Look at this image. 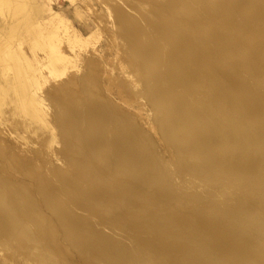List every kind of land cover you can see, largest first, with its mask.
I'll return each mask as SVG.
<instances>
[{
    "label": "bare ground",
    "instance_id": "obj_1",
    "mask_svg": "<svg viewBox=\"0 0 264 264\" xmlns=\"http://www.w3.org/2000/svg\"><path fill=\"white\" fill-rule=\"evenodd\" d=\"M203 2L164 0L152 7L158 24L141 17L143 25L135 17L126 18L129 15H122L117 23V28L127 31L122 38L127 49L124 60L144 86L171 159L160 158L153 142L148 143L151 139L137 133L132 120L109 110V101L85 77L81 90L88 104L80 117L82 129L73 135L77 145L67 157L66 170H50L61 196L50 189L55 181L48 185L47 177L35 176V194L49 216L20 177L18 182L13 174L16 183L0 176V246L4 250H13L14 243L19 251L27 248L31 254L26 261L34 264H60L59 258L72 256V250L89 264H155L158 249L161 264H264V77L252 67L264 64V42L259 24L244 20L258 19L264 0H216L209 1L207 8ZM41 10L37 0H0V127L25 142L29 133L37 136L33 137L39 141L33 150L36 155L57 141L47 118L49 99L41 92L48 80L41 69L60 76L69 63L76 66L59 50L58 33L45 30ZM65 35L70 49L81 47L79 36ZM241 36L245 39L240 40ZM72 115L73 121L80 116L74 120ZM12 161L5 164L11 170ZM193 178L201 183L195 184ZM212 183L218 189L215 193L207 191ZM249 187L255 189L252 206L243 199ZM70 206L88 214L96 207L104 214L115 211L108 218L117 217L114 223L104 220L109 215L97 220L112 226L126 241L93 229ZM151 207L154 210H148ZM57 229L62 242L56 238ZM137 232L147 233V240L135 239Z\"/></svg>",
    "mask_w": 264,
    "mask_h": 264
},
{
    "label": "rangeland",
    "instance_id": "obj_2",
    "mask_svg": "<svg viewBox=\"0 0 264 264\" xmlns=\"http://www.w3.org/2000/svg\"><path fill=\"white\" fill-rule=\"evenodd\" d=\"M209 1H210V4L212 2H214V3L216 2V0H213V1L212 0H205V2H203L204 7L207 8L210 6ZM37 2L42 9L39 16H40L41 22L43 23V25L45 27V30L46 31L52 30L55 33L56 32L58 33L57 35L60 36V41H59V43L57 42L59 50H61L63 53H65L66 55L71 57L73 60H75V61H73V63H75L76 66H73L69 63L70 64V65L68 64L69 66L66 65L65 73H63L60 76H51L48 73V69L45 67H42V69H41L42 75L48 79L46 82H44L42 84L41 92L45 98L47 97L46 100L49 99L48 101H46V102L50 103V104H48L49 109H48L47 118L49 117L48 120H49L50 124L54 127V135H55L57 141L52 142L51 145H48V146H45L44 148H41V150L43 152L40 155H36L33 152V150L39 146L38 139L37 140L34 139V138H37V136H34L32 133H29V135H27L29 137V140L27 142H25L22 139H17L14 134H12V133L9 134V133H7V131H4V129L2 130L0 127V129H1V131H0V163L5 165V164H8L9 162L11 163V161L14 158H16V159H14L15 161H12V162H13V166H15L13 169L17 168L16 169L17 172L14 170V172H15L14 173L13 169L11 170L10 168H7L9 165H12V163L11 164L9 163V165H5V167L3 166L4 171H2L3 168H1L2 165L0 164V168H1L0 169V176H2V178H4V179L8 178L11 181L13 180V182L15 181V177H17L16 180L18 182H19V179L21 178V180H22V181H20L21 183L25 182L23 184H25L27 187L31 186L29 188L33 189L32 191H33L35 197L37 198V200L39 199L38 203L42 206V207L39 206V208L41 207L40 210L42 209V212L44 214L46 213V215L49 216V214H50L49 211L46 210L45 207H43L39 196L37 194H35L36 193V191H34V187H35L34 185H35V180H36L35 176L38 177L39 176L38 174H40L43 177V179H45L47 177L46 183H48V185L49 184L51 185V181L53 183L56 180V178H53L54 176H51L52 174H50V172L56 168H59L62 170H66L68 168L69 164H68L67 159L69 160V158H67V157H70L73 154L72 153L74 150L72 148L73 145H74V148L77 145V143L74 142L75 141L74 137H75L76 133L81 131V129H82L81 128L82 127V120H81L82 118H80V117H82V114L84 113V111H82V110L87 108V105H86L87 102L85 100L86 96H85L83 90H81L82 81H84L85 79L86 80L88 79V81H90L91 84H96V86L95 85L94 86L96 87V90H98L101 93L102 97H105V99H106V100L104 99L105 102L108 103L107 101H109L110 104L109 103H108L109 105L107 104V106H110V108L107 107L109 110L114 112V114L116 112L118 114V115L116 114L117 116L122 117L125 120H128V121L132 120V122H134L133 120H135V122L134 123L131 122V124H132V126L134 124L133 128H135L136 130L138 127V132L135 129L134 130L137 133H139L142 137L145 138L148 136L147 137L148 140L151 139L150 142H148V140H147V142L149 144H151V142H153L151 144V146H153V148H154L153 150H155V153L160 158H162L164 160H168V161L171 159V156H170V155H172V154H170L171 151H169V148L166 147L165 146L166 144L163 143V140H161V136H160L159 130L157 128V123H156V121H154V118H153L152 113H151V108H150L149 102L146 99L145 95L143 94L144 93L143 90H145L144 86L142 84H140V82L138 81V79H139L138 76L133 74L134 72L132 73L131 67H129V64L126 65V63H127L126 59L124 60V58H125L124 53L127 52V49L123 45L122 38L127 34L126 33L127 31L122 29L121 27L117 28V23L125 15L130 16V17L125 16L126 18H134L135 17L139 21L142 20L141 24H143V25L145 24L146 21H149V20L152 23H153V21H155L157 23L158 22L157 19L154 20V18H156V17H155V12L153 14V11H155L153 9V8H155V7H153V5L157 6L159 4H162V3H164V0H37ZM205 4H207V5H205ZM138 6H140V8ZM132 7L134 9L136 8V10L134 11V9ZM195 7L200 10L199 13L204 14L202 12L203 10L198 8V6H195ZM259 7L262 8L261 6H259ZM260 8L258 10H260ZM254 10L255 9H253L252 11H254ZM117 11H118V13H117ZM260 11H261L260 12L261 16H259V18L257 17L258 19H256V18H253V19L252 18H250V19L245 18L244 19L243 17L242 18L251 25H255V26H257L258 24L260 25V27H259V25L257 26L259 28L258 30L261 33L260 40L262 42H264V40H262V39H264V38H262V37H264V36H262V35H264V9H261ZM139 13H141L142 16H140ZM116 14H117V16H116ZM141 17H144L145 22H143L144 20L141 19ZM184 18H186L185 20H187L188 23H190V19L188 20L187 17H184ZM216 20L219 21L220 19L218 18ZM234 20H232L231 22L233 23ZM257 21H260V22H257ZM60 22H63V23L60 24ZM156 23H154V24H156ZM191 23H190V25L192 27L196 26L192 19H191ZM234 24L236 26L237 22L235 23V21H234ZM66 25H67V28H66ZM64 28H66L65 31H64ZM73 31H74V34H73ZM66 32L74 35L75 37H77V39L79 36V40H81V42H82V44L80 45L81 46L80 48H79V46L75 45L76 48L72 47L73 49H70V46H69L68 42L66 41L67 40L66 35H65ZM238 37H240V36H238ZM243 38H244V36L243 37L241 36V39L240 38L239 39L243 40ZM142 45H144V44H142ZM119 46L121 47V49ZM75 51L79 52V53H77L78 55H76V57L78 56L77 58H74L75 57V55H74ZM39 52L41 53V51H39ZM204 52L207 53V50L206 51L204 50ZM250 52H254V49H251ZM122 53H123V55H122ZM236 61H237V58L235 59V62ZM125 65L128 66L129 68L126 67ZM236 65L237 64H235V66ZM259 66L257 67L255 65H253L252 67L254 70H257L256 68H258L260 70V73H259V70H257L258 71L257 74H261V77H264V76H262V75H264V74H262V72H264V67H261V66H264V64H262V65L260 64ZM127 68H128V70H127ZM238 69L239 70L241 69L240 65H237L235 67V70H237V72H240L241 70L238 71ZM130 74H131L132 78H131ZM133 76H135V77H133ZM133 78H134V80H133ZM262 79H264V78H262ZM134 83L137 84V86H135ZM94 91H95V89H94ZM52 103H53V106L51 105ZM54 108H56V109L58 108V109L56 110ZM59 108H63L64 110L65 109L66 110L64 111L63 109L61 110ZM111 108H113L114 110ZM68 109H69V113H68ZM59 110H61L62 113ZM63 112H65V113L67 112L66 113L67 116ZM56 113H58V115ZM75 113H77L80 116L76 117L78 120L76 119V121H73L72 120L73 119L72 114H74V120H75V115H77ZM69 114L72 116H70ZM57 116L58 117L62 116V119L61 118L58 119ZM65 116H66V118L71 117V119L70 118L64 119ZM57 119H58V122H57ZM63 119L65 121H63ZM79 119L81 120V122H79L80 121ZM59 120H62V121H59ZM63 122L66 126H64ZM71 122L73 124L74 123L75 124L71 126L70 125ZM77 123H78V125H76ZM59 125H61V126H59ZM68 126L72 127V129L70 127L72 132L70 131V129L68 130V128L65 129V127H68ZM77 126H79V127H77ZM67 130H68V132L69 131L70 132L67 133ZM65 132L67 135L64 134ZM141 132H143L144 134ZM31 135H33V136H31ZM68 135H69V137H68ZM73 135H74V137H73ZM67 140H68V143H67ZM70 140H72V141H70ZM31 141L32 142L34 141L33 144ZM66 145L70 146L69 147L70 149L67 148ZM154 145H156V146H154ZM159 147H160V149H159ZM66 150L67 151L71 150L70 151L71 153L66 152ZM67 153H70V155L68 156ZM8 158H10V159L12 158V160H10ZM17 160H18V163L16 162ZM2 162H5V163H2ZM20 162H22V163L24 162L27 164H25V166H24ZM26 165L28 167V170L25 169ZM20 166L21 167L24 166L25 168H21ZM18 168L21 170H19ZM23 169L28 171L27 175L29 177L31 175L32 176V177H30L31 179L28 176L25 177L26 175H23V173L25 174L27 172ZM5 170L6 171L8 170V172H10V173L13 172L12 175L10 173H7V172L6 173L8 175L6 173H4ZM19 171H21V172H19ZM29 171L32 172V174L29 173ZM51 173H53V172H51ZM13 174L15 177L13 176ZM33 174H34V176H33ZM180 175L181 174L178 175L179 178L181 177ZM11 176H12V178H9ZM179 178H177V179H179ZM53 179H55V180H53ZM193 179L195 181V184L201 183L200 179H197V178H193ZM18 182H16V183H18ZM30 183L32 185L33 184L34 185L32 186ZM58 184L59 183L55 181L53 183L54 186L51 185L50 189L52 188L51 190L53 192L56 191V193L58 192L57 194H59L61 196L60 191L58 189ZM217 190L218 189H217L215 183H212L210 187H207V191L210 193H215ZM254 192H255V189L252 187H249L248 192H246L244 194L243 199H244L245 204L247 206L253 205V201H252L251 196L253 195ZM56 193H54V194H56ZM57 194H56V196H59ZM70 208H71V210H73L74 213H76V215L78 214L79 217L82 216V218L86 219V221L89 220L91 223L90 222H88V223H90V225L93 227V229L98 230V231L101 230L104 233L110 234L112 236H115L116 238H120V239L126 241L125 239H123V237L121 238L122 235L119 232H117V230H115L112 226L108 225L106 222L103 224H100L98 221L100 216L105 218L109 215L104 220L107 219V221L110 220L112 223H114L113 221H114V219L117 220V217H115L113 219H111V218L114 216L115 211H113L114 214L112 212L110 213V214H112V216H111L110 214H106V213L104 214L102 211V208L96 207L95 208L96 211L97 212L100 211V213L99 212L97 213L94 210L93 212L91 211V213L95 212L96 214H92L90 216L91 213L88 214L87 210H84L81 208L80 209L76 208V206L75 207L70 206ZM148 210H154V208L151 207ZM164 213H170V212H164ZM83 216H86V218ZM110 216H111V218L108 220V218ZM97 218H98V220H97ZM122 227H124L123 229H125V230H127V228H128V227L126 228V226H122ZM58 231H59V233H58ZM137 233H138V235H137L138 237H136L135 239L139 238L138 241H141V240L144 241L145 239L147 240V238H146V236L148 235L147 233H145V232L144 233L143 232H137ZM143 234H145V235H143ZM132 235H133V237H135L136 233H132ZM57 236H56V238L60 242H62L63 240H62V234H61L60 229H57ZM142 237L143 238L145 237V239H143ZM13 243L14 242H12V244ZM14 244H13L12 248L10 247V249H13V250H8V249L4 250L5 248L0 246L2 248V250L0 248V262H2V263L4 262V264H34L33 262L29 263L26 261L28 256H30V254H31V253H28L30 251L27 250V248H23V247H22V249H24V251L22 249L19 251V249H17L16 244L15 245ZM34 250H36V249H34ZM158 251H159V249L157 251H154V252L158 253ZM21 252H23V253H21ZM72 252H73L72 256L66 255L67 257L64 258L65 260L61 261V258H59V260L61 262H64V264H67V263L68 264H71V263L72 264H89L88 262H85V260L79 254H76L75 251L72 250ZM157 253L156 254L154 253L155 254L153 256L154 257L153 259L155 260L154 262H155V264H159V263L161 264V261L158 259H161L162 257L160 256V253L159 254H157ZM77 255H79L80 257ZM158 256H160L161 258L160 257L158 258ZM56 260H58V259H56ZM59 260H58V262L61 264V262ZM35 264H48V263L37 262Z\"/></svg>",
    "mask_w": 264,
    "mask_h": 264
}]
</instances>
